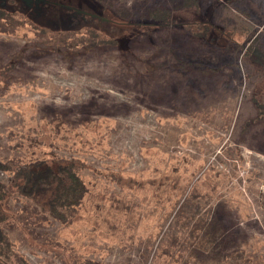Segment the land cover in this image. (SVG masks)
<instances>
[{"label":"rangeland","instance_id":"obj_1","mask_svg":"<svg viewBox=\"0 0 264 264\" xmlns=\"http://www.w3.org/2000/svg\"><path fill=\"white\" fill-rule=\"evenodd\" d=\"M47 1L0 10V181L86 192L61 222L11 186L1 264H264V0H65L125 20L69 31Z\"/></svg>","mask_w":264,"mask_h":264},{"label":"trees","instance_id":"obj_2","mask_svg":"<svg viewBox=\"0 0 264 264\" xmlns=\"http://www.w3.org/2000/svg\"><path fill=\"white\" fill-rule=\"evenodd\" d=\"M92 1L95 3L99 2L98 0ZM10 2H15L16 4L19 3L20 8L17 11L27 14L26 10L29 9V7L27 6L28 4L25 3V6L22 8L21 3L23 2H21V0H7L5 5H0V10H9L12 8L11 10L15 11L13 5H10ZM48 7L54 8V6L50 4L46 5V8ZM27 16H29V18H32L30 14H27ZM32 20L35 19L32 18ZM120 20L121 21L110 19V21H113V23L123 25L125 23L123 21L125 20ZM82 24H84V22H81L80 25ZM87 24L81 27L90 26ZM80 25H61L59 27L51 29L59 31L78 30L80 28L76 27H80ZM201 29L202 31H205L204 33H207V30L209 28L201 27ZM77 45L78 44L72 43L68 46L73 48ZM94 46H100V44L90 43L87 45V47L84 48L93 49ZM3 169L5 168L3 167ZM11 186H14V188L16 187L17 192L20 196H26L32 199L41 207V210L47 211L54 220H58L61 222H66V220L71 216L73 210L80 204L81 199L86 192V186L84 185L79 175L73 170L70 163H62L58 161L26 163L23 167L16 171L13 179L11 180V184L0 181V224L9 219V210L8 208H6V203L8 202L7 200L9 198L8 196ZM197 225L198 226L191 228V234L194 235V230L198 231L197 234H195L194 237H187L189 240H191V245L196 249L203 250V252L212 250L216 241L211 239L212 237H210L209 235L214 237L213 233L208 230V226L205 227V225H203V227H201L200 224ZM180 240L185 241V237L180 238ZM9 247V237L8 235H6V233H4L3 229L0 226V255L8 257L7 252L10 249Z\"/></svg>","mask_w":264,"mask_h":264},{"label":"flooded vegetation","instance_id":"obj_3","mask_svg":"<svg viewBox=\"0 0 264 264\" xmlns=\"http://www.w3.org/2000/svg\"><path fill=\"white\" fill-rule=\"evenodd\" d=\"M63 1L65 2L64 4H62V3L59 4V2L57 0H53V1H49V2L47 1V4L42 3L43 6L52 4L57 9H59V11H61V13H63L62 16L56 21V23H55L56 25L66 26V25H70V24H81V22L90 24V22L93 19H97V20L101 19V20L110 21V19L105 17L98 10L95 11L97 13L96 14L92 10L82 9L81 6L78 4H71L68 1H65V0H63ZM31 9H32V7L29 8L28 11H30L29 14L31 15L32 18L35 19L38 15H41L38 13L36 14V12L31 10Z\"/></svg>","mask_w":264,"mask_h":264},{"label":"water","instance_id":"obj_4","mask_svg":"<svg viewBox=\"0 0 264 264\" xmlns=\"http://www.w3.org/2000/svg\"><path fill=\"white\" fill-rule=\"evenodd\" d=\"M23 1H25V3H27L28 5H30V2H31L32 0H23ZM6 2H7V0H0V5H5Z\"/></svg>","mask_w":264,"mask_h":264}]
</instances>
